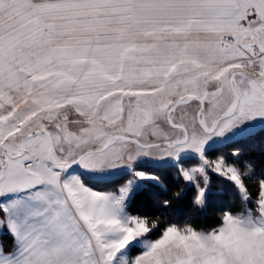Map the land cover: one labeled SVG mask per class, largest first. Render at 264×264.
Wrapping results in <instances>:
<instances>
[{"label":"snow or ice","instance_id":"snow-or-ice-1","mask_svg":"<svg viewBox=\"0 0 264 264\" xmlns=\"http://www.w3.org/2000/svg\"><path fill=\"white\" fill-rule=\"evenodd\" d=\"M258 136L264 0H0V264H264Z\"/></svg>","mask_w":264,"mask_h":264},{"label":"trees","instance_id":"trees-1","mask_svg":"<svg viewBox=\"0 0 264 264\" xmlns=\"http://www.w3.org/2000/svg\"><path fill=\"white\" fill-rule=\"evenodd\" d=\"M232 147H239L241 149L239 157L241 163L250 160L259 168L260 164L264 162V136H258L254 141H241L236 145L226 148L224 151L230 152ZM155 174L160 177L168 189L167 193H161L163 198H172L174 192L185 188V183L182 180L177 181L171 171H157ZM211 187L215 195L206 210L201 211L198 208L192 207L188 198L180 201L173 199L170 208L164 210L165 215L181 221L192 220L200 225L214 224L217 219V207L222 203L229 202L231 197L224 191L220 180L213 178ZM191 194L192 192L189 190V197Z\"/></svg>","mask_w":264,"mask_h":264},{"label":"rangeland","instance_id":"rangeland-1","mask_svg":"<svg viewBox=\"0 0 264 264\" xmlns=\"http://www.w3.org/2000/svg\"><path fill=\"white\" fill-rule=\"evenodd\" d=\"M213 190V189H212Z\"/></svg>","mask_w":264,"mask_h":264}]
</instances>
